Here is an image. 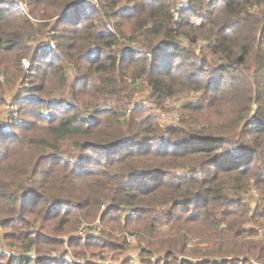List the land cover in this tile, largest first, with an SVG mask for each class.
Listing matches in <instances>:
<instances>
[{
    "label": "trees",
    "instance_id": "1",
    "mask_svg": "<svg viewBox=\"0 0 264 264\" xmlns=\"http://www.w3.org/2000/svg\"><path fill=\"white\" fill-rule=\"evenodd\" d=\"M98 1L0 0V104L17 94L0 128V264H77L45 259L98 221L101 234L69 241L78 261L125 255L128 232L143 264H264V0ZM44 31L53 45H34ZM141 80L157 106L202 95L164 131L99 110Z\"/></svg>",
    "mask_w": 264,
    "mask_h": 264
},
{
    "label": "rangeland",
    "instance_id": "2",
    "mask_svg": "<svg viewBox=\"0 0 264 264\" xmlns=\"http://www.w3.org/2000/svg\"><path fill=\"white\" fill-rule=\"evenodd\" d=\"M93 5L98 4V0H90ZM175 2V11L178 9H182L186 7L185 0H173ZM184 4V5H183ZM185 6V7H184ZM27 6L23 5L22 8L25 11H27ZM177 15V14H176ZM194 23L196 25H200L202 23V20L199 18L194 19ZM51 29V27H50ZM51 33L49 31H44L42 34H40L37 39H35L34 45H46V44H52L53 41L51 39ZM121 48L127 50L128 48H136L138 47V44H133L129 37H121L120 45ZM207 43L200 41L198 44H196L193 49L196 53V55H199L201 52H204L203 50L206 49ZM28 67V61H24V67ZM129 88L126 93H124L121 101H110L108 103L103 102L100 100V109H120V112L126 116L127 119L123 118L122 121H126L130 118V115L132 113H135L137 117H151L155 122L158 123L159 127L164 131L168 128H180L182 125L180 124V110L183 106L189 103H195L199 100L201 97V93H195V92H186L183 94H180L178 96H175L169 100H167L162 106H157L151 96L150 89L147 87V85L144 83V81H138V82H130ZM130 90V91H129ZM59 95V94H58ZM132 96L130 100L127 101V97ZM17 99L16 95H10L9 97H5V104H0V128L7 129V125L10 124L11 119V113L14 112L16 109L15 102ZM93 111L94 109L91 108ZM138 110L141 111L138 114ZM140 115V116H139ZM128 116V117H127ZM6 126V127H5ZM4 127V128H3ZM258 198V191L256 188L252 187L248 193V196H246V201L252 208H255ZM106 209V205L103 206L102 212ZM99 221L97 224H95L93 227H89V225H82L80 229L77 232H74L72 234L64 235L59 238H57L59 241H65L66 244L56 251H53L45 260H54L53 257L60 256L59 259L64 260L65 262L69 263H79V264H120L121 261L126 262L127 264H143V261L141 259V247L143 246L142 243L139 240L138 235H132L131 233L127 232V243L129 246V251L123 256H115L112 253L109 252H102V250L93 249L92 251H89L85 258L79 256L82 258L80 261L77 259L74 255V249H72L69 245V241H76L79 238H82L84 240H88L89 236L99 235L101 234L102 227L99 225ZM23 230V229H21ZM160 230L162 232H167L169 230V227L164 226L161 227ZM36 231H39L41 234V230L39 227L36 228ZM126 233V232H125ZM260 235L262 231L260 230ZM125 235V234H124ZM76 238V239H75ZM74 239V240H72ZM3 240L0 239V244H2ZM189 248L196 249L198 246H205V245H198V240H194ZM2 250H5V252H8L6 254V257L10 258L14 255H18L19 257L24 256L22 251L20 250H10L6 249V246H1ZM200 248V247H199ZM55 250V249H53ZM9 254V255H8ZM29 256L35 259V254L29 253ZM78 257V258H79ZM182 262L188 263V264H198L200 263V258H190V257H178ZM58 259V258H57ZM141 259V260H140ZM165 257L163 254H157L156 256L145 257L144 260L147 262H151V264H163ZM227 262H232L234 259L232 257H229L225 259ZM216 261V259L214 260Z\"/></svg>",
    "mask_w": 264,
    "mask_h": 264
},
{
    "label": "built area",
    "instance_id": "3",
    "mask_svg": "<svg viewBox=\"0 0 264 264\" xmlns=\"http://www.w3.org/2000/svg\"><path fill=\"white\" fill-rule=\"evenodd\" d=\"M28 65H29V63H28ZM11 115H12V116H15V115H16V112H14V113L12 112Z\"/></svg>",
    "mask_w": 264,
    "mask_h": 264
}]
</instances>
